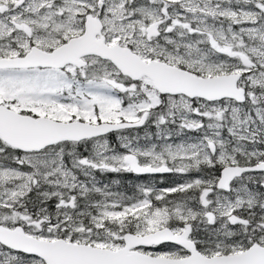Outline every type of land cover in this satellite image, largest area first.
I'll list each match as a JSON object with an SVG mask.
<instances>
[{
    "label": "snow or ice",
    "instance_id": "obj_1",
    "mask_svg": "<svg viewBox=\"0 0 264 264\" xmlns=\"http://www.w3.org/2000/svg\"><path fill=\"white\" fill-rule=\"evenodd\" d=\"M0 264H264V0H0Z\"/></svg>",
    "mask_w": 264,
    "mask_h": 264
}]
</instances>
